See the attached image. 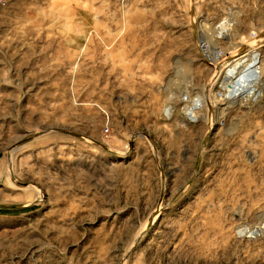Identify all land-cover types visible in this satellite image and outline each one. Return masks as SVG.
<instances>
[{"label":"rangeland","instance_id":"374dc122","mask_svg":"<svg viewBox=\"0 0 264 264\" xmlns=\"http://www.w3.org/2000/svg\"><path fill=\"white\" fill-rule=\"evenodd\" d=\"M224 18L264 49V0H0V264H264V89L216 124L195 48Z\"/></svg>","mask_w":264,"mask_h":264},{"label":"bare ground","instance_id":"6f19581e","mask_svg":"<svg viewBox=\"0 0 264 264\" xmlns=\"http://www.w3.org/2000/svg\"><path fill=\"white\" fill-rule=\"evenodd\" d=\"M225 19L226 18L215 27V31H212V33H216L215 35L211 34L212 37L210 38V34L209 37L206 36L205 31L204 34H199L200 37L198 41L200 50L202 51L201 53L205 58L202 59L207 63V60L210 59L215 63L214 68L219 67V71L216 70L218 73L213 70L216 75L214 79H212L213 81L207 86L206 96L207 101L211 104L210 107L214 109L215 116L213 117L216 124L220 121L219 118L223 121L232 112L247 108V106L257 98L258 93L256 92L257 94H255V91L259 90L261 92L264 89V49H261V53L256 60L255 53L251 50V48H255L254 41L253 45H249V48L247 47L248 49H245L243 53L239 54L240 52L238 50L237 53H235L238 48V46H236L233 50L234 52L232 51L228 54L227 52L225 54L223 53L222 56L218 58L219 61H216L213 54L216 52V45L225 43V41L227 42L234 34L232 30L227 31ZM201 31L202 30H200V32ZM257 34L258 33H254L252 38L248 39L247 42H243L242 39H240L238 45H245L246 43V45H248V42ZM248 50H250L249 53H246ZM225 55L226 58L229 59L228 61H223ZM210 72H212V70H210ZM204 99L205 98L199 99V96H194L192 99L189 98L181 102L183 107L182 110L185 111L184 114L187 116H192V113L188 115L186 110L189 109L190 104L194 102V117L192 116L190 120V122H194V125L200 122V117L198 115H200L202 111H205L207 101ZM219 106L221 107L219 111L220 117L218 116Z\"/></svg>","mask_w":264,"mask_h":264},{"label":"built area","instance_id":"2783aa9c","mask_svg":"<svg viewBox=\"0 0 264 264\" xmlns=\"http://www.w3.org/2000/svg\"><path fill=\"white\" fill-rule=\"evenodd\" d=\"M252 35H254V33H253ZM253 41L255 42V48H251V50H253V52L255 53V57H256V60H257V59H258V55L261 53L260 46L262 45V42L260 41V38L257 37V35H255V36L253 37ZM195 48L197 49L196 51H197V53L199 54V56H201L203 59H205V58L203 57L204 55L201 53L202 51L200 50V46H199L198 41H196V47H195ZM244 49H245V47H243L242 49H240V50H239V52H240L239 54L243 53ZM249 51H250V50L246 51V53H249ZM213 54H214V57L216 58V61H219L218 58L222 56L223 51L221 50V51H220V54H218L217 51L214 52ZM224 54H225V53H224ZM225 59H227V58H226V55L224 56L223 61H224ZM256 60H255V61H256ZM207 61H208V64H209L211 67H214V66H215V63L212 62L210 59L207 60ZM255 65H258V64H255Z\"/></svg>","mask_w":264,"mask_h":264}]
</instances>
